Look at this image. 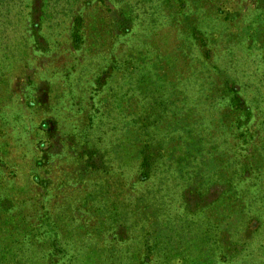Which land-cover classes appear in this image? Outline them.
Segmentation results:
<instances>
[{"label":"rangeland","instance_id":"374dc122","mask_svg":"<svg viewBox=\"0 0 264 264\" xmlns=\"http://www.w3.org/2000/svg\"><path fill=\"white\" fill-rule=\"evenodd\" d=\"M0 264H264V0H0Z\"/></svg>","mask_w":264,"mask_h":264},{"label":"trees","instance_id":"16d2710c","mask_svg":"<svg viewBox=\"0 0 264 264\" xmlns=\"http://www.w3.org/2000/svg\"><path fill=\"white\" fill-rule=\"evenodd\" d=\"M148 161H150V159H148L147 157H145L144 160H143V166H145Z\"/></svg>","mask_w":264,"mask_h":264}]
</instances>
